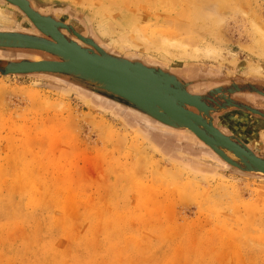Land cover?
Instances as JSON below:
<instances>
[{
    "label": "rangeland",
    "instance_id": "1",
    "mask_svg": "<svg viewBox=\"0 0 264 264\" xmlns=\"http://www.w3.org/2000/svg\"><path fill=\"white\" fill-rule=\"evenodd\" d=\"M28 1L193 85L264 82V0ZM0 29L37 31L4 0ZM214 119L264 157V118ZM0 264H264V177L77 78L0 75Z\"/></svg>",
    "mask_w": 264,
    "mask_h": 264
},
{
    "label": "water",
    "instance_id": "2",
    "mask_svg": "<svg viewBox=\"0 0 264 264\" xmlns=\"http://www.w3.org/2000/svg\"><path fill=\"white\" fill-rule=\"evenodd\" d=\"M4 1L17 7L42 36L0 29V49L36 57L0 58V75L53 73L77 78L119 97L152 122L191 132L224 164L264 177V157L257 155L238 137L221 131L214 119L232 109L264 118L263 109L232 98L237 93L264 97V82H232L206 94L193 95L188 91L192 82L183 83L174 74L148 66L138 58L130 60L109 54L73 27L40 15L28 0ZM44 25H54L55 29L48 30ZM61 29H66L90 48L82 47Z\"/></svg>",
    "mask_w": 264,
    "mask_h": 264
},
{
    "label": "flooded vegetation",
    "instance_id": "3",
    "mask_svg": "<svg viewBox=\"0 0 264 264\" xmlns=\"http://www.w3.org/2000/svg\"><path fill=\"white\" fill-rule=\"evenodd\" d=\"M30 3V2H29ZM30 6L36 11V12H38L40 15H42V16H47V17H50V18H52L53 20H55V21H57V22H59V23H61V24H63V25H66V26H71L70 24H66V23H64V22H62V21H59V20H57V19H55L53 16H51V15H47V14H43L41 11H39V10H37V9H35L31 4H30ZM72 27V26H71ZM36 31V30H35ZM63 34L65 33V32H67V30L66 29H61L60 30ZM76 32H77V30H75ZM78 34H80L79 32H77ZM33 34H35V35H39V36H42L41 34H39L37 31L35 32V33H33ZM81 36H83L84 38H87V39H90V40H92L94 43H95V41L92 39V38H90L89 36L87 37V36H84V35H82V34H80ZM66 36H68V35H66ZM68 37H70L73 41H75L76 43H78L79 45H81L82 47H86V48H89V47H87L82 41H80L79 39H77V38H73V37H71V36H68ZM96 44V43H95ZM11 53H13V52H11ZM30 55V54H29ZM28 55V56H29ZM28 56H25V57H28ZM30 56H33V55H30ZM18 57V56H17ZM21 57V56H20ZM13 58H16V57H13ZM204 77V76H203ZM177 78L181 81V82H183V83H189V82H191V80H185V79H182V78H180L179 76H177ZM217 80V79H216ZM227 83H225V82H216V81H211V82H205V81H203V80H198L197 81V83H195L194 85L193 84H190L189 86H188V91H189V93H191V94H193V95H203V94H206L207 92H209V91H211V90H214V89H217V88H219V87H221V86H223V85H226ZM238 94V93H237ZM233 94L232 95V98H234V96H239L238 97V99L239 100H241V101H247L245 98H243V97H241V95L240 94ZM248 102V101H247ZM247 104H250V103H247ZM264 110V109H263Z\"/></svg>",
    "mask_w": 264,
    "mask_h": 264
},
{
    "label": "bare ground",
    "instance_id": "4",
    "mask_svg": "<svg viewBox=\"0 0 264 264\" xmlns=\"http://www.w3.org/2000/svg\"><path fill=\"white\" fill-rule=\"evenodd\" d=\"M33 10H34V9H33ZM34 11H35V10H34ZM44 27H45L46 29H48V30H52V29L54 30V29H55L54 25H50V26H48V25L45 26V25H44ZM161 87H163V86H161Z\"/></svg>",
    "mask_w": 264,
    "mask_h": 264
}]
</instances>
